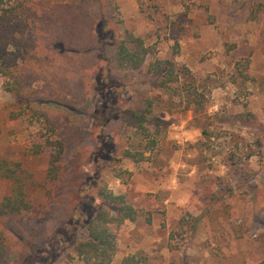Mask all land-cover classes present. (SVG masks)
I'll use <instances>...</instances> for the list:
<instances>
[{
	"label": "rangeland",
	"instance_id": "obj_1",
	"mask_svg": "<svg viewBox=\"0 0 264 264\" xmlns=\"http://www.w3.org/2000/svg\"><path fill=\"white\" fill-rule=\"evenodd\" d=\"M48 1L58 22L34 35L49 59L29 61L32 85L10 91L0 72V205L32 204L0 214V264H84L99 180L138 210L111 226L115 264H264V0ZM127 33L152 49L139 69L115 60ZM158 58L189 70L202 106L158 86ZM143 93L147 133L125 116Z\"/></svg>",
	"mask_w": 264,
	"mask_h": 264
},
{
	"label": "trees",
	"instance_id": "obj_2",
	"mask_svg": "<svg viewBox=\"0 0 264 264\" xmlns=\"http://www.w3.org/2000/svg\"><path fill=\"white\" fill-rule=\"evenodd\" d=\"M48 3V0H20L11 4V0H0V72L13 80L12 88L11 81L9 82L10 91L16 89L21 94L22 89L32 85L34 69L28 67L29 61L49 59L48 56L42 57L46 42L40 37L39 41H43V46H40L37 43L38 39L34 37L42 31L40 23L44 22L54 30L55 22H58L55 20L53 25L52 18H56L58 11L54 10L53 6L46 10ZM48 29L44 30L50 31L52 28ZM48 34L50 33L45 32V37H48ZM115 48L117 64L132 69L141 68L146 63L148 55L152 53V49L145 44L144 39L132 33H127L124 38L116 41ZM149 71L156 75L158 86L162 90L169 91L173 96L180 95L183 90L190 99V104H194L197 108L203 105V95L196 86L189 82L182 84V73L188 72L187 68L179 69L173 60L158 58L149 65ZM62 83L66 88L73 87L71 79L66 76L62 79ZM133 101L134 106L126 111L127 118L124 117L130 125L147 133L148 114L152 112L155 100L143 93L142 96L137 95ZM152 141L156 142V140ZM59 143L61 151L64 150L62 140ZM125 155L135 161L147 158L146 151L142 149H126ZM96 187L100 203L90 212L85 222V232L75 243L74 251L84 264H115L119 245L117 235L112 231L111 226L126 220L136 221L138 210L128 201L125 194H116L105 181L99 180ZM15 196L5 197L0 205V214H19L23 209L32 208L31 203ZM4 245V239L0 235V250H3ZM142 262V258L137 254H129L120 264H142Z\"/></svg>",
	"mask_w": 264,
	"mask_h": 264
}]
</instances>
